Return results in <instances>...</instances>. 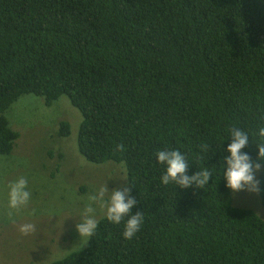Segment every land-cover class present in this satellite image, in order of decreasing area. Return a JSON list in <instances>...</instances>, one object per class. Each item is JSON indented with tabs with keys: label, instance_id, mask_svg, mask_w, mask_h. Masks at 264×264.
Segmentation results:
<instances>
[{
	"label": "trees",
	"instance_id": "obj_1",
	"mask_svg": "<svg viewBox=\"0 0 264 264\" xmlns=\"http://www.w3.org/2000/svg\"><path fill=\"white\" fill-rule=\"evenodd\" d=\"M27 93L69 98L79 152L124 163L144 217L125 239L128 217L105 215L49 264H264V219L233 204L219 171L228 129L264 125V0H0L1 155L19 136L4 112ZM164 149L186 155L188 175L213 169L208 185L162 184ZM243 151L258 155L251 138ZM258 179L264 207V167Z\"/></svg>",
	"mask_w": 264,
	"mask_h": 264
},
{
	"label": "rangeland",
	"instance_id": "obj_2",
	"mask_svg": "<svg viewBox=\"0 0 264 264\" xmlns=\"http://www.w3.org/2000/svg\"><path fill=\"white\" fill-rule=\"evenodd\" d=\"M8 123L19 133L10 153L0 154V264H49L84 247L70 216L82 212L91 203L89 196L100 187H128L124 163H93L78 149L81 112L65 95L49 106L41 96L22 94L4 112ZM70 124L68 136H58L60 121ZM259 172H257L258 178ZM28 180L32 193L26 206L11 209L8 188L19 177ZM231 192L236 206L252 209L264 219L259 193ZM99 221L106 208L92 204ZM36 225V231L24 235L19 227Z\"/></svg>",
	"mask_w": 264,
	"mask_h": 264
},
{
	"label": "clouds",
	"instance_id": "obj_3",
	"mask_svg": "<svg viewBox=\"0 0 264 264\" xmlns=\"http://www.w3.org/2000/svg\"><path fill=\"white\" fill-rule=\"evenodd\" d=\"M229 137L231 142L227 143L226 147H222L223 142ZM253 137L256 138L255 142ZM250 138L251 142L258 148V155L255 160L248 152L243 151L249 145ZM122 147V145H118V148ZM204 147L206 149L207 145ZM219 150L226 153L221 158L219 169L222 172L225 187L234 193L241 191L259 193L262 190L261 180L257 178L256 174L264 167V125L258 126L255 133L242 127H231L228 129L227 136L223 137ZM155 155L157 163L164 166V171L160 177V182L164 185L174 182L175 186L189 188L194 184L203 189L208 185L210 177H213V169L208 167H203L194 174L188 175L186 155L179 149L159 150ZM120 180H127V178L125 176ZM31 196L27 178L21 176L10 183L8 202L11 209L26 206L31 200ZM88 199L91 203L85 205L82 212L68 217L73 219L79 239L89 240L98 227L99 221L94 215L92 206L95 202H99L106 208V217L114 224H120L124 217H128L123 231L125 239H131L140 230L144 217L142 212L132 213L137 200L131 195L130 187L120 185L111 190L107 186L100 187ZM19 231L28 235L36 231V225L33 223L21 224Z\"/></svg>",
	"mask_w": 264,
	"mask_h": 264
}]
</instances>
